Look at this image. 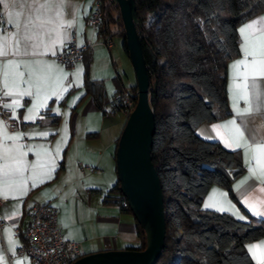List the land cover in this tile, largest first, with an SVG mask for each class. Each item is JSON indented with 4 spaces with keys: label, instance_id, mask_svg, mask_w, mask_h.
Returning <instances> with one entry per match:
<instances>
[{
    "label": "trees",
    "instance_id": "1",
    "mask_svg": "<svg viewBox=\"0 0 264 264\" xmlns=\"http://www.w3.org/2000/svg\"><path fill=\"white\" fill-rule=\"evenodd\" d=\"M103 2L100 31L120 37L128 53L119 6ZM1 9L0 3V18ZM263 11L264 0H136L155 118L151 155L166 222L165 245L155 264H255L247 244L264 235V220L203 206L212 185L233 196L232 183L245 171L241 153L201 138L197 129L231 114L227 66L240 53L238 28ZM88 66L87 91L101 105L103 93L88 78ZM58 121L54 115L51 122ZM119 186L118 181L111 191L119 194L121 210L132 214ZM134 219L141 241L128 249L142 250L146 232Z\"/></svg>",
    "mask_w": 264,
    "mask_h": 264
},
{
    "label": "crops",
    "instance_id": "2",
    "mask_svg": "<svg viewBox=\"0 0 264 264\" xmlns=\"http://www.w3.org/2000/svg\"><path fill=\"white\" fill-rule=\"evenodd\" d=\"M39 2L43 3L44 0H39ZM93 2L94 0H55V3L59 5L57 10L61 16L56 23L50 26L56 29L52 39H56L57 34L60 38L65 39L63 45H55L56 53L69 44L74 35H76V42L79 45L88 43L90 36L87 18L92 10ZM1 5L2 17L0 21H3V24H0V28L5 29V31L0 32V37H7L9 33L16 31L14 27L9 25L8 21L10 19L19 21L23 25L25 17L28 15V8L32 5V0H3ZM9 12L12 13L11 17L8 15ZM17 13L20 15L17 16ZM253 21L260 22L257 27H264V11L241 24L238 30ZM60 24H63L64 27L61 28ZM239 38L240 44H242L244 40L240 33ZM100 40L101 38L98 37L97 43L87 49L83 59L71 68L57 61L51 51L44 56L16 57L9 55L7 57V59L20 60L33 66H35L36 60L54 62V67L40 96L41 100L45 95L51 97L45 101L47 108L34 109L29 113L28 109L37 102L36 97L34 95L23 98L21 100L23 107L17 109L15 113L20 125L14 131L7 129L0 116V122H2L0 123V150L5 144L9 146L14 143L24 144L23 151L28 153L25 159L29 164L36 165L34 174L31 167L24 174L27 181L25 192L8 191L0 186V220L4 222L0 224V264H32L27 255L21 256L17 252L28 225V217L25 211L34 204L50 202L58 209L59 227L67 239L78 242L83 255L109 249H128V246L140 244L141 239L137 233L133 214L121 210V205L118 202L119 194L111 191V188L119 181L118 176L114 179L109 175V184L92 183L86 185L84 181V178L91 177V173L86 174L87 171H91L93 168L101 169L100 167L104 163H108L109 157L112 156L109 150L113 146H115L113 157L116 159L115 154L119 140L110 143L107 139L102 140V142L100 140L101 134L104 132L103 124L106 115L104 105L109 102V95L106 92L103 79L95 77L92 79L89 76L92 64L96 62L99 56L104 55V52L97 50L98 47L105 46L99 44ZM45 43H50L48 38H45ZM112 47L113 44L107 49ZM243 58V54L240 52L239 55L229 61L227 66V91L231 114L220 120L202 123L197 129V133L205 140L219 141L225 148L232 150V148L226 147L223 141L217 137V134L212 131V125L224 124L235 119L244 131V142L251 145L250 149H237L241 153L245 171L232 183L233 196L224 187L212 185L203 199V206L205 203L214 204L215 207L209 209L224 208L226 212H230L238 218L242 215L245 217L243 220H249L250 217L264 220V215L255 216L247 207V205H251L264 212V156L257 160L255 151L257 144H264V78L257 79L255 88L251 86L252 81L250 79L247 95L242 97L235 88V84H243V78L234 79L236 72L231 68V65ZM4 59L0 58V62ZM79 63L85 65L84 83L89 65L88 78L100 84L98 88L103 93L101 105L87 91L86 84L83 94L80 92L78 97H75L76 100L70 98V94L76 87V84L73 83V75L78 69ZM241 70L243 71V69ZM20 71H25V68L22 66ZM25 78L27 79V76ZM2 79L3 77L0 75V82ZM116 81L114 95L122 84L121 79L117 80L116 78ZM33 91L35 90L33 89ZM53 91L57 95H51ZM0 93L3 94V91ZM18 98L4 97V104ZM69 99H71V103L67 105ZM57 109L59 115L56 114ZM65 110H70V124L66 127L61 122ZM29 114L35 119L25 122L24 117ZM54 115L59 117L57 123L51 122ZM90 116L93 118L100 116V125L90 126ZM45 132L49 135H39V133ZM14 133H25L26 135L19 141L6 140L7 135ZM221 134L227 139L229 135H235V132L232 126H229L227 129H222ZM232 147L235 148V145L233 144ZM101 171L103 172V169ZM33 184L36 186L33 187ZM82 192L88 198L85 201L77 197ZM72 193L75 194L73 204L70 203ZM67 203L69 204V211L65 206ZM262 242H264V235L258 240L249 242L247 244L248 251L250 245L262 244ZM250 255L252 256L251 253ZM257 255L260 258V264H264V245L257 249ZM253 260L255 264H258V259L253 258Z\"/></svg>",
    "mask_w": 264,
    "mask_h": 264
},
{
    "label": "snow or ice",
    "instance_id": "3",
    "mask_svg": "<svg viewBox=\"0 0 264 264\" xmlns=\"http://www.w3.org/2000/svg\"><path fill=\"white\" fill-rule=\"evenodd\" d=\"M2 2L3 0H0V3ZM58 8L59 5L55 3V0H44L43 3H40L39 0H32V5L28 8V15L25 17L23 25L19 21L10 19L8 23L16 31L9 33L7 37H0V58H5L0 62V75L3 77L2 82H0V91H3L4 97H19L3 105L5 109L12 110V119H18L15 113L17 109L23 107L21 100L25 97H33L34 95L36 97L37 102L33 103L32 107L28 109L29 113L34 109L47 108L45 101L51 97L45 95L43 100H41L40 96L51 77L54 62L36 60L35 66H33L20 60L7 59V57L9 55L16 57L29 55L44 56L49 51L55 56L57 54L55 45H63L65 42V39L60 38L59 34H57L56 39H52L56 29L50 26L56 23L61 16V13L57 10ZM8 15L11 17L12 13L9 12ZM16 15L19 16L20 14L17 13ZM259 23V21H253L238 30L244 40L239 45V51L243 54L244 58L235 61L231 65V68L236 72L234 79L243 78V84H235V88L242 97H246L247 95L248 81L250 79L252 81L251 86L255 88L257 79L264 78V27H257ZM0 24H3V21H0ZM60 27L62 28L64 25L60 24ZM2 31H5V29L0 28V32ZM45 38H48L50 43H45ZM61 51H63V48H61ZM22 66L25 68V71H20ZM26 76L27 79L25 78ZM51 95L55 96L57 93L53 91ZM56 114L59 115L58 109L56 110ZM34 119L35 117L31 114L24 117L25 122ZM229 126H232L235 135H229L225 139L221 134V130L227 129ZM212 131L217 134V137L223 141L226 147L232 148L233 151L240 148H251V145L244 142V131L235 119L229 120L224 124L212 125ZM25 135V133H14L7 135L5 138L6 140L15 142L22 140ZM39 135L48 136L49 133H39ZM233 144L235 148L232 147ZM24 148V144L14 143L11 146L5 144L2 150H0V161H2L0 163V186L8 191L25 192V185L27 183L24 176L25 172L31 167L33 174L35 173L36 165L29 164L25 159L28 153L23 151ZM255 151L257 153V160H259L261 156H264V144H257ZM35 186L33 184V187ZM213 191L215 192L216 190L214 189ZM204 207L210 208L215 207V205L205 203ZM247 207L255 216L264 215V212L257 210L251 205H247ZM218 210L225 211L226 209L219 208ZM244 218L242 215L239 216V219ZM262 245H264V242L249 246V252L254 259H258V264H260V258L257 255V249H260Z\"/></svg>",
    "mask_w": 264,
    "mask_h": 264
},
{
    "label": "water",
    "instance_id": "4",
    "mask_svg": "<svg viewBox=\"0 0 264 264\" xmlns=\"http://www.w3.org/2000/svg\"><path fill=\"white\" fill-rule=\"evenodd\" d=\"M119 6L125 43L132 62L138 97L129 114L116 149L119 189L137 222L146 232V247L109 249L85 254L70 264H155L165 245L166 222L160 177L152 161L155 134L150 104V77L137 30L136 0H112Z\"/></svg>",
    "mask_w": 264,
    "mask_h": 264
},
{
    "label": "built area",
    "instance_id": "5",
    "mask_svg": "<svg viewBox=\"0 0 264 264\" xmlns=\"http://www.w3.org/2000/svg\"><path fill=\"white\" fill-rule=\"evenodd\" d=\"M103 17V0H94L92 10L87 18L90 36L88 43L79 45L76 42V35H74L73 40L63 48V51H58L54 58L71 68L83 59L87 49L97 43L98 37L101 38L99 44L111 47L112 37L108 33L100 31ZM137 97V87L121 84L113 96L112 104L116 109L129 116L135 108ZM3 105L4 97L0 93V116L7 129L14 131L19 128L20 123L17 119L11 118L12 110L5 109ZM25 214L28 217V225L18 249V255H27L32 264H70L83 255L78 242L64 236L58 223L59 211L52 203L34 204L26 209ZM3 223L0 220V224ZM179 232L182 233V230L179 229Z\"/></svg>",
    "mask_w": 264,
    "mask_h": 264
},
{
    "label": "rangeland",
    "instance_id": "6",
    "mask_svg": "<svg viewBox=\"0 0 264 264\" xmlns=\"http://www.w3.org/2000/svg\"><path fill=\"white\" fill-rule=\"evenodd\" d=\"M114 28L118 29L119 26ZM97 50L104 52V55L99 56L96 62L92 64V68L90 67L89 70V76L92 79L94 77L98 79H103L106 92L109 95L108 97L109 102L104 105V109L106 110V115L103 124L104 132L101 134L100 140L101 142L102 140H106V139L109 140V143L111 141L116 142V140L119 139L123 131V128L125 126V123L128 119V115L126 113L115 109L112 105V99L117 83L116 78L117 80L121 79L123 85L130 86L136 84V76L130 57L128 53H126V51L124 50L122 39L120 37L118 36L113 37V47L111 49H107V47L104 46V47H98ZM77 68L78 69H76L73 75V83L76 84V87L70 94L71 95L70 98L72 99L75 98L76 96L78 97L80 92H82V94L85 92L84 91L85 65L83 63H79L77 65ZM66 93L68 95V90ZM70 103H71V99H69L67 105H70ZM89 120H90L89 122L90 126L92 127H95V125H100L101 123L100 116L98 118H93V116H90ZM61 122L63 126L65 127L69 126L70 110L64 111V114L61 118ZM114 152H115V146H113V148L109 150V153H112V156L109 155L110 159L108 160V163L106 162L100 167L101 169H103V172L99 168L98 169L93 168L91 171H87L86 174L91 173L90 175L91 177L84 178L86 185H91L92 183L109 184V175H111V177H114V179L117 178V173L115 168L116 159H114L113 157ZM76 187L75 189H77ZM66 192L67 190L65 191V194ZM66 197L67 199H69L68 196ZM77 197L83 201L88 199L84 192H82L81 195H77ZM74 199H75V194L72 193L70 196L71 204H73ZM65 206L67 207V211H69V204L67 203Z\"/></svg>",
    "mask_w": 264,
    "mask_h": 264
}]
</instances>
